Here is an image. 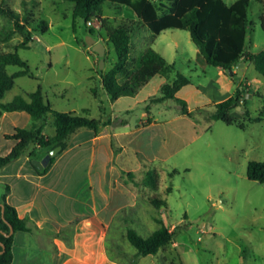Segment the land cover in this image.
I'll use <instances>...</instances> for the list:
<instances>
[{
	"label": "rangeland",
	"instance_id": "1",
	"mask_svg": "<svg viewBox=\"0 0 264 264\" xmlns=\"http://www.w3.org/2000/svg\"><path fill=\"white\" fill-rule=\"evenodd\" d=\"M5 2L22 15L29 13L35 22L41 17L47 19L49 27L45 32H34L29 48L17 49L37 77H17L0 102L26 95L41 84L53 108L99 117L102 104L107 105L99 70H109L117 60L101 20L93 17V24L87 23L85 17L75 15L74 3L68 0ZM263 4L264 0H250L246 46L251 52L264 49L260 24ZM102 14L111 24L136 18L129 6L118 9L110 2L104 3ZM9 25L8 19L0 15V48L4 50L12 49L11 45L23 38L15 32L7 39ZM90 26L92 35L106 46L103 67L99 66V54L85 44ZM149 46L174 67L155 77L141 97L161 95V80L173 81L180 71L191 78V83L178 96L188 100L193 114L182 113L180 103L173 98L146 100L153 112L165 120L141 132L139 156L146 163V171L157 170L159 184L156 188L146 185L142 169L115 173L112 223L102 226L104 232L107 230L112 264H264V183L247 177L249 161L264 159V116L242 129L236 123L211 118L213 103L198 108L203 102L235 95L241 88L244 103L240 106L244 107L238 105L231 113L242 118L247 108L252 116H257L264 110V75L248 62L246 78L251 85L243 88L240 75L198 58V46L187 29L168 28L155 36L144 26L133 32V57H139ZM18 69V65L8 66L10 72ZM95 86L97 95L92 91ZM8 114L18 126H32L33 118L27 112ZM8 127L4 123L3 128ZM55 129L54 117L49 115L45 131L53 135ZM4 147L0 139V151ZM52 150L31 143L27 152L34 151L40 157L43 153L52 155ZM69 158L62 161L68 171L74 168ZM131 162L130 166L135 167ZM87 166L84 160L76 170L77 177L87 179ZM155 198H164L167 204L158 205L153 202ZM159 220L176 230L174 239L156 254H137L136 247L126 238L127 228L134 227L141 235L149 236L161 226Z\"/></svg>",
	"mask_w": 264,
	"mask_h": 264
},
{
	"label": "trees",
	"instance_id": "2",
	"mask_svg": "<svg viewBox=\"0 0 264 264\" xmlns=\"http://www.w3.org/2000/svg\"><path fill=\"white\" fill-rule=\"evenodd\" d=\"M74 3L75 15L85 17L87 23L93 17L101 20V27L106 31L107 41L112 43L117 60L113 66L105 71L99 70L102 83L112 100L120 96H134L142 86L157 73L166 72L174 67L169 64L166 57L155 48L149 46L139 57L132 55V35L138 28L147 27L154 35L160 34L168 28H180L190 31L192 39L198 46L197 56L201 61L222 67L226 70L233 69L241 61L252 62L255 68L264 75V49L259 52L248 50L246 43L250 27L249 5L250 0H235L227 3L225 0H68ZM105 2L121 9L129 6L136 14V18H125L117 24H111L103 18L102 10ZM0 15H4L10 25L6 34L7 39L11 34L19 32L22 39L11 45L10 50L0 48V98L11 89L16 78L23 75L37 77L31 70L28 61L20 56L18 48H29L34 39V32H45L49 23L41 17L35 22L29 13L21 14L13 9L5 0H0ZM260 24L264 30V4L260 14ZM90 34H94L92 26ZM86 44V41H85ZM87 45V44H86ZM14 49V50H13ZM9 65H18L20 69L10 72ZM191 82V78L177 72L173 81L162 84V94L153 98L154 101H163L173 98L181 105L184 114L192 116L193 112L188 108L186 99L176 95V92L184 85ZM97 94L96 87H92ZM242 89L238 88L235 95H231L215 103V111L211 118L221 119L228 124L236 123L245 129L251 122L260 121L264 116V110L259 115L252 116L245 108L243 117L234 116L231 111L240 105ZM244 106L242 105L241 108ZM25 110L33 118L30 128L19 127L12 134H6L8 138L16 140L15 145L5 155H0V167L18 158L22 154H28L30 158L37 155L29 151L31 143L39 147L53 148L62 145L60 152L68 146L71 134L80 127H90L97 130L100 120L95 117L81 115L73 111H61L52 107L46 98L41 84L26 95L18 94L12 100L0 102V117L4 112ZM54 117L55 133L45 134L44 127L47 117ZM55 156H49L47 169ZM131 173V172H130ZM247 177L264 183V159L250 160L247 167ZM144 183L156 188L159 184V174L155 168H148ZM9 190V186H7ZM171 190V187L169 186ZM0 200L4 204V213L0 206V229L10 231V224L17 230H28L27 220L20 217L17 209L6 201V194ZM158 205H166V199H153ZM4 215V218H3ZM149 236L141 235L134 227H128L126 238L136 247L137 254H156L162 247L170 243L176 230L170 229L163 223ZM0 231V264H10L13 259L14 232L6 235ZM3 243V244H2Z\"/></svg>",
	"mask_w": 264,
	"mask_h": 264
},
{
	"label": "crops",
	"instance_id": "3",
	"mask_svg": "<svg viewBox=\"0 0 264 264\" xmlns=\"http://www.w3.org/2000/svg\"><path fill=\"white\" fill-rule=\"evenodd\" d=\"M242 62L241 67L233 66L230 73L241 76L240 84H245L244 88L251 84L246 78L248 62ZM239 69L242 70L241 74L237 73ZM163 73L154 75L136 95L120 96L116 100L110 98L102 83L107 105L102 104L101 115L95 117L100 120L97 130L80 127L74 131L68 146L51 155L55 158L47 169L43 170L49 162L50 154L47 153L35 157L43 162L42 168L37 167L27 153L0 167V198L6 194V201L17 209L28 225V230L14 232L10 264L113 263V254L106 239L107 230L104 232L102 226L104 223L108 227L112 223L114 175L118 170L135 173L141 169L145 174L143 165L146 163L139 156L141 132L165 120L156 115L146 102L160 95L141 97V93L155 77ZM165 82L167 79L163 78L159 83L160 88ZM190 83L182 86L176 95ZM218 101L203 102L198 108L211 103L215 105ZM240 103H244L242 96ZM188 108L192 111L189 103ZM26 112L7 111L0 117V139L5 146L0 155L7 154L16 143L6 134H12L20 127L12 119V114L8 113L23 115ZM4 123L9 127L3 128ZM43 132L49 135L45 127ZM68 156L69 162L72 161L74 165L73 170L69 171L65 165L62 166V161ZM84 160L88 162L87 179L77 177L76 171ZM131 161L135 167L130 166Z\"/></svg>",
	"mask_w": 264,
	"mask_h": 264
},
{
	"label": "water",
	"instance_id": "4",
	"mask_svg": "<svg viewBox=\"0 0 264 264\" xmlns=\"http://www.w3.org/2000/svg\"><path fill=\"white\" fill-rule=\"evenodd\" d=\"M86 44L88 46H90L93 51H95V52H97L99 54V56H100L99 66L103 67L104 55H105V50H106L105 44L102 41H97V39L92 34L88 35V37L86 39ZM243 64L244 63L241 61V62H239L237 64V66L241 67ZM230 72H232V69L230 70ZM237 73L241 74L242 70L239 69ZM61 149H62V145H56L55 147H53V150H52L51 154L52 155H56ZM32 162L39 168L43 167V162L41 160L32 159ZM0 206L2 207V213H4V204L0 203ZM3 218H4V215H3ZM0 231H2V230L0 229ZM2 232H4L6 235H10V234H12L14 232V228L10 224V231L9 232L2 231ZM0 252H2V250Z\"/></svg>",
	"mask_w": 264,
	"mask_h": 264
},
{
	"label": "built area",
	"instance_id": "5",
	"mask_svg": "<svg viewBox=\"0 0 264 264\" xmlns=\"http://www.w3.org/2000/svg\"><path fill=\"white\" fill-rule=\"evenodd\" d=\"M88 23H89V24H91V25L93 24V22H92V21H89Z\"/></svg>",
	"mask_w": 264,
	"mask_h": 264
}]
</instances>
